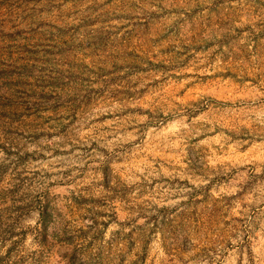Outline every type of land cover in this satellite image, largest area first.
<instances>
[{
	"label": "rangeland",
	"instance_id": "obj_1",
	"mask_svg": "<svg viewBox=\"0 0 264 264\" xmlns=\"http://www.w3.org/2000/svg\"><path fill=\"white\" fill-rule=\"evenodd\" d=\"M0 264H264V0H0Z\"/></svg>",
	"mask_w": 264,
	"mask_h": 264
}]
</instances>
